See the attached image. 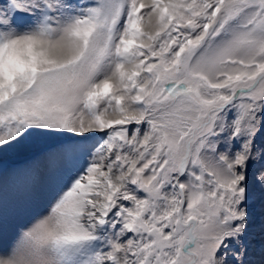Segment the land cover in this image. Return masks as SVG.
<instances>
[{
    "label": "snow or ice",
    "instance_id": "snow-or-ice-1",
    "mask_svg": "<svg viewBox=\"0 0 264 264\" xmlns=\"http://www.w3.org/2000/svg\"><path fill=\"white\" fill-rule=\"evenodd\" d=\"M8 157L0 264H264V0H0Z\"/></svg>",
    "mask_w": 264,
    "mask_h": 264
},
{
    "label": "rangeland",
    "instance_id": "rangeland-1",
    "mask_svg": "<svg viewBox=\"0 0 264 264\" xmlns=\"http://www.w3.org/2000/svg\"><path fill=\"white\" fill-rule=\"evenodd\" d=\"M23 164V160L16 157H8L0 162V195L6 197L9 203L13 201L16 188L22 185L27 177L20 171L19 166ZM254 252L253 260H258L259 257ZM256 256V257H255Z\"/></svg>",
    "mask_w": 264,
    "mask_h": 264
},
{
    "label": "bare ground",
    "instance_id": "bare-ground-1",
    "mask_svg": "<svg viewBox=\"0 0 264 264\" xmlns=\"http://www.w3.org/2000/svg\"><path fill=\"white\" fill-rule=\"evenodd\" d=\"M257 251H258V250H257ZM258 252H259V251H258ZM256 255L259 257V254H258V253H257ZM255 257H256V256H255Z\"/></svg>",
    "mask_w": 264,
    "mask_h": 264
}]
</instances>
